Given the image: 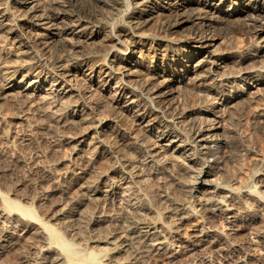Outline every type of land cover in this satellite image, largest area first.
<instances>
[{
  "label": "rangeland",
  "instance_id": "1",
  "mask_svg": "<svg viewBox=\"0 0 264 264\" xmlns=\"http://www.w3.org/2000/svg\"><path fill=\"white\" fill-rule=\"evenodd\" d=\"M35 1L38 7L37 10L42 8L46 3V0ZM181 1L185 5V8L193 7V9L191 8L185 11L186 14H184L187 15L188 12L194 11L198 5V7L205 9L203 6L204 2H208V4L215 2V4L219 3L218 5H229L230 2L235 0H180V2ZM240 1L242 3L247 1L248 4L255 5L254 2H252L253 0ZM0 2V8H3L2 10L5 11L8 16L10 15L9 17L11 21L9 20V22L10 24L12 23L11 26H15V23L18 21V14H20V12H18L20 10H17L19 7L15 0H0ZM158 2H160V0H149L147 3L149 5H156ZM123 3L125 4L123 5ZM123 3L113 12L102 6L98 15V17H102L100 19L101 22H96V24L94 23V26H91L93 30L99 32V36L94 39L82 41L79 47L73 51L68 50L65 52L61 50L55 41L49 44L34 42L32 41L33 32L31 30L29 31L27 29L18 28L15 30L16 35L7 34V37L5 31L0 30V41L2 42H0V46H2L3 50H1L3 51V54L6 55V60L5 58L4 60L7 63H14L13 60L17 59L14 50L17 47L16 38L18 37L19 40L21 39L20 41L28 44V47H30H27V50L25 49V51L20 53L22 54L21 57H24L23 59L27 56L26 60H29L25 63L27 66H32V63L34 62L35 64H40L45 68H49L50 65H52V62L58 57L62 61H64L65 58H78V62H72V64H70L71 74L69 78H71L69 83L71 85L68 86L69 90L67 91V94H69V96L71 95V99L68 95L58 100L54 99L55 97H53L52 94L48 95L45 93L43 89L45 85L37 89L36 94L31 97H24V95H20L22 97H19V94L17 93L3 95V93L1 94L0 89V193L5 194L11 200L18 202L21 206L30 207L40 221L59 231L67 240L74 242L78 248L80 247V250L83 253L86 254L92 251L98 254V256L100 255L103 260H100L102 261L101 264H183V262L185 263L191 260H193V262H189L190 264L221 263L222 260L220 258L223 257L221 253H217L218 255H216L215 252L211 251L209 253L207 250L196 251L192 253V255H186V258L183 255L184 258H179V260L182 259L183 261H179L178 258H170L172 257L171 254L174 255L178 248L175 245L170 246L166 250H161V252L152 251V253H150L151 251H145L140 246L139 242H137V232L135 233L138 228V226H135L137 222L136 219H139V217L142 218V221L148 220L146 223H150V225L153 224L152 226L155 227V230L158 227L157 231L159 230L161 233H164L162 230L166 231L169 226L173 225L175 227L176 225L175 228H178L177 235H179L178 239L180 241L190 238L193 229L199 226V228L204 226V229L211 230L214 233L217 231L215 234L218 235V237L220 236L222 240H226V243L229 244V246L231 245L230 247L234 249L235 253L233 252L228 259L234 260L236 257L234 264H264V239L258 236L255 233L256 231H253L257 229V222L255 225L245 226L243 223L247 219L248 214H240V216L236 218V226L238 225L237 227H239L238 229L240 230L236 232L238 235H236L235 232L232 235V233L229 232L230 224H228L227 219H225L226 217L212 208L213 206H211V203L208 202V204H205L206 206L203 205L204 203L202 200L210 194L207 190L211 189V182L205 180V183H200L197 182L196 177L197 172L199 171L198 168L208 169L206 166L207 164L213 165L216 162L214 167L218 165V168H210L214 182H218L221 186L228 187L232 192L247 189L249 186H255L256 198L264 202V127H262L264 126V88L261 89L260 85H258V88L255 87L254 89V87H247V85L244 86L240 83L238 86H233V88L231 87L232 89L229 88V90L225 91V96H222L223 98H226L225 102H223L224 107H219L218 110H216L217 113L215 112L216 116L213 117H215L216 121L218 120V124H220V126L222 125L226 130L225 135L227 136V142L225 144L223 142H217L216 140L206 142L205 154H203L200 162L198 159H194L192 162L190 159H187L184 154L181 155L179 152L178 154L177 152H174L173 154L175 156L171 153V156H173L172 158L169 154V156L167 155L165 158L158 157V161H156V159L153 160L154 162L151 160H145L143 145L154 141V133H156L157 129L160 127L167 128L173 134L178 135L177 138L180 139L179 141L183 140L182 142L184 144L192 143V123L199 121V115L200 117L203 115L212 116L211 113H203L202 111L206 106H209L210 100L212 101L217 97V95L215 96L213 93L212 95L205 89V85H209V83L210 85L214 84L215 79L213 74H209L207 66L205 65L200 66L201 68H196L195 71L189 72L184 76L178 70V66L171 64V50L175 49V44L179 42L184 35H189L193 32L197 19L191 17L177 28L178 31L176 30L168 33L163 31L160 27L161 22L165 19V13H167V11L158 10V13L155 12L156 14L153 13L150 15L151 17L145 22V27L142 28L143 32L147 34L139 40V44H142L143 46L141 47V57L138 58V61L142 62L143 60L145 64L150 62L154 64L156 62L158 65L164 62H169L170 65L167 70H165L164 74L162 73L163 75L160 79L164 77L169 78L171 75L177 73L179 76L174 78L171 77L173 80H168L165 84L167 87L164 89L169 90L166 95V101L164 103L153 102L148 96V91L143 88V83H145L147 74L142 65L137 66L139 71L136 72L138 75L133 78L132 86L138 91L137 94L140 97L141 105H144V108L153 112L152 116H155V123L151 129H145L135 125L132 121L130 112L120 111L118 107H115L110 102L107 96L108 94L103 89H100L95 84L89 86L87 76H83L82 74V72L89 73L90 67L93 66L94 62L101 59L105 49H109L108 43L107 45H104V34H107L111 28H114V30L123 28L124 25L122 24L125 23L126 18H128L129 14L136 9V6L132 5V3H130V6L126 1ZM194 6L196 7L194 8ZM160 11L164 13H160ZM235 23V21L217 22L214 27L211 26L209 28V34L207 33L208 35L211 34L214 38L215 49L213 57L219 62L222 57L228 56L231 58L223 63L224 65L218 69L219 72L223 71L224 74H227L228 71L232 70L235 65L234 60L239 54L241 55L244 51L247 50L246 52H248V50L251 49L249 43V40L251 41V39H249V36L243 31L233 29V24ZM100 36L102 37L100 38ZM127 36H121V38L124 39V44L126 43ZM123 46L124 45L122 44H117L116 47H120V49L122 48L119 52L112 50L118 57L119 63L126 64L130 58L133 60L136 59L139 48L131 49L129 46L128 48L130 50H125ZM168 47L170 50H168ZM185 49H187V47ZM132 50L136 51L132 54ZM152 50L154 54L152 56V61H150L153 53ZM5 51L7 52L5 53ZM145 54L147 56H145ZM82 56H88V59L81 62L79 59ZM155 57L157 58L156 61ZM40 61H42V63ZM98 61L95 62V65L99 63ZM257 62L258 61H255L256 64L250 62L252 65H255L253 66V69H256V67L261 69L260 66L263 63L258 62L260 63L258 65ZM78 66H80L81 69H79ZM77 68L80 71H78ZM261 71L264 77V69H261ZM44 73L45 71L42 73L43 76ZM19 77L20 76L17 78ZM31 77H33L32 74L23 77L22 81L24 83L21 81L19 85L24 86L26 81ZM249 91L252 94H249ZM2 95L3 97H1ZM233 96L235 97L233 98ZM231 98L233 99L230 100ZM73 99L75 101L77 99V101L82 104V101H89L91 107H85L82 104L78 106V112L81 107L82 111L84 110L83 115L86 120L80 121L77 119L78 117L74 116L75 108L72 105H69L74 101ZM234 102H236V104ZM227 104L230 105L228 106ZM89 124L91 126H88ZM88 128H93L90 130L94 133L89 132L81 137L83 139L82 142H77V139H80V134ZM88 141L90 142L88 143ZM189 151L190 150L185 153H188ZM191 153H194L195 155L192 154L190 156H197V150L190 151L188 154ZM159 159H161V162H159ZM165 159H169V161H166ZM129 160L130 162H128ZM82 165H84V167ZM129 165L132 166L131 173L128 172ZM78 166L81 167L78 168ZM82 167L88 169L87 175L81 179H76V175L74 174L80 169H83ZM75 169L79 170L75 171ZM98 175L105 180H113L116 182L124 177L125 180H127L124 191L126 190L127 193L123 192L122 198H120L121 200H119V198L112 199L110 197L111 200L104 197L101 199L100 195L94 197V195L85 190V187L88 184V181L94 180ZM138 175L139 177H136ZM113 176L115 178H113ZM138 179H141L142 181L140 182ZM98 185L101 187V183ZM120 188L122 187L120 186ZM123 195L127 197L125 198ZM240 200L242 201L243 199ZM47 201L49 202L47 203ZM130 201L133 202L131 203ZM255 204L256 203L252 200H248V212L249 214L256 216L257 219H262L259 221L263 222V209ZM125 205L128 206V211H126L127 209L125 208ZM129 205H131L133 209L132 207L129 208ZM51 207L52 209L53 207L55 209L58 208L56 210L53 209V211ZM200 207L206 208V210L203 209V211H201L202 209ZM139 210H142V212L137 213ZM186 210L188 213H186ZM251 210L252 212L250 213ZM182 211H184V213ZM60 212L64 213L67 219ZM121 212L124 214H122L123 216L120 215ZM98 213L101 214L99 215ZM125 213L128 218L127 216L125 217ZM131 213H135V217H138L134 218V215ZM181 213L186 214L187 217L181 219L179 217L180 215H183ZM259 213L263 214V217ZM94 214L99 216L96 217ZM68 217L70 219H68ZM95 218H98L99 220H96ZM24 219L30 220V218L26 217ZM63 219L65 220L64 222ZM130 220L135 222L133 223ZM167 223L171 224L167 225ZM129 224L133 225L128 226ZM177 225L179 227H177ZM252 227L253 230L251 229ZM74 228L75 230H80L81 233H77ZM20 231V239H22L19 240L15 247L8 248L0 256V264L55 263L52 260L49 261L50 259L44 257L46 255L42 254L43 252H40L41 244H39L40 241L37 240L39 238H37L36 232L33 233V229H23ZM114 231L116 233L118 232V234L119 232H122L123 235L127 234V236L124 235L127 241L122 244L120 252L115 253L109 250L110 245L107 243L109 242L108 239L118 240ZM73 232L79 234L77 235L78 238H76V234L74 236ZM261 244H263V246ZM103 246H106L107 249L104 247L102 250ZM98 252L102 253L99 254ZM106 254L110 256H107ZM219 255L222 256L220 257ZM218 256L219 258H217ZM100 257L98 259H100ZM65 262H60V264H66Z\"/></svg>",
  "mask_w": 264,
  "mask_h": 264
},
{
  "label": "bare ground",
  "instance_id": "2",
  "mask_svg": "<svg viewBox=\"0 0 264 264\" xmlns=\"http://www.w3.org/2000/svg\"><path fill=\"white\" fill-rule=\"evenodd\" d=\"M124 1H126V3L129 6H130V3H132V5L136 6V9L133 10L129 14L128 18H126L125 23L122 24V25H124L123 28L116 29V30H114V28H111L107 34H104V37H103V41L105 42L104 45H107V43H108L109 49H105L101 59H98L99 61L96 60L99 62L97 65H95L96 61L94 62L93 66L90 67L89 73H84V72H82V70H81V72H82L83 76H87L89 86L92 84L93 85L95 84L100 89H103L108 94L107 96H108L110 102L115 107H118L120 111L130 112L132 121L135 125L143 127L145 129H151L155 123V120H154L155 116L154 117L152 116L153 112L151 110L144 108L143 107L144 105L143 106L141 105L140 97L137 94L138 91L135 87L132 86L133 85L132 84L133 78L136 75H138V74H136V72L139 71L137 66L142 65L145 73L147 74V76H146L147 78H145V83H143V88H145L148 91V96L150 97L151 100H153V102L155 101L158 103H164L166 101V95H167V92H169V90L164 89L165 87H167V86H165V84L167 83L168 80H173L171 77L174 78V77H177L179 75H177L178 74L177 73V74L171 75V77H169V78L164 77V78L160 79V77H162V75L164 74L165 70H167L170 63L164 62V63L158 65V63L155 62L154 64H152L150 61H152V56L154 54L153 50H152L153 53L151 55L150 61H148L150 63L145 64L142 59H141L142 62L138 61V58L141 57L140 56V53L142 51L141 47L143 46L142 44H139V42H140L139 40H141L140 38H142L143 36H145V34H147V33L143 32L142 28L145 27L144 26V25H146L145 22L149 17H151L150 15H152L155 12L158 13L157 12L158 10H166L167 11V13H165L166 14L165 19L161 22L160 27L162 28L163 31L168 32V33L176 31L177 28H179L184 21L190 19L191 17L193 19H197L196 26H195V29H193V32L189 35H184L180 39V41L175 44L176 45L175 49L171 50L170 61H171V64L179 67L178 70L184 76L187 75L189 72L195 71L196 68H198L200 66H204V65L207 66V70H208L209 74L210 73H211V75L213 74V77L215 79V81H214L215 83L212 85H210V83H209V85H205L206 86L205 89L207 91H209L211 94L213 93V94H215V96L217 95V97L212 101L210 100L209 106H206V108L202 112L203 113L204 112L211 113L212 116L210 117L209 115H203L200 117V115H199V121L198 122L195 121L196 123H192L193 125L191 126V129H192V134H191L192 135L191 136L192 143L191 144H184L182 142L183 140L179 141L180 139L177 138L178 135L173 134L167 128L159 126L160 128H158L156 133H154L155 134L154 141L152 143H147V144L143 145V148L145 151L144 152L145 153V158H144L145 160L153 161L156 159V161H158L157 160L158 157L159 158H165V157H167V155L169 156V154L171 156L174 152H177V154L179 152V153H181V155L184 154V156H186V158L190 159L192 162L194 159H198L200 162V160H202L203 154H205L206 142L213 141V140H216L217 142L218 141L223 142L224 144L227 142V138H226L227 136L225 135L226 130L224 129V127H222V125L220 126V124H218V120L216 121L215 117H213V116H216V113H217L216 110H218L219 107H222L224 104L223 102H225V100H226V98L222 97V96H225L224 95L225 91L229 90V88L232 89L233 86H236V85L238 86L240 83L243 84L244 86L247 85V87H254V89L258 85H260L261 89L264 88V77H263V74L261 73L262 72L261 69H264V0H253L252 2H254L255 5L248 4L247 1L242 3L240 0H235L233 2H230L229 5H218L219 3L215 4V2L212 4H208V2H204L203 6L205 7V9H202V8L198 7L199 5L198 6L196 5L197 7L194 6V8L196 7L194 9V11L188 12L187 15H185L186 14L185 11H187L188 9H191V8L193 9V7L185 8V5L183 4L182 1L180 2V0H160V2H158L156 5H154V4L149 5L147 3V2H149V0H46V3L39 10H37L38 7L36 5L35 0H15L16 4L19 7L17 10H20V11H18V12H20V14L17 13L19 15V16L17 15L18 21H17V23H15V26H11L12 23L10 24V22H9V20L11 21V19L9 17L10 15L8 16L7 13L2 10L3 8L2 9L0 8V30L5 31L6 37H7V34L8 35L15 34V30H17L18 28L27 29L29 31L31 30L33 32L32 41L42 43V44H46V43L49 44V43L55 41L57 46L60 47L61 50L65 51V52H67L68 50L73 51V50L77 49V47H79V45L82 43V41L94 39V38L99 36V32L93 30V28H91V26H94V23L96 24V22H101L100 19L102 17H98V15H99V11H100L102 6L105 7L106 9H108L109 11L113 12L114 10H117L118 6H121L120 4H122ZM124 4L125 3H123V5ZM4 10H5V8H4ZM161 12L162 11H160V13ZM162 13H164V12H162ZM243 16H245V17H243ZM225 21H231V22L235 21L236 23L233 24V29L243 31L246 35L249 36V39H251V41L249 40V43L251 45L250 46L251 49H249L248 52H246L247 50L244 51V53H242L241 55L239 54V56L234 60V62H235V65L233 64L234 67L232 66L233 67L232 70L228 71L227 74H224L223 71L219 72L218 69H220L221 66L224 65L223 63L227 62L231 58H229L227 56V57L220 58V62L218 60H216L215 57H213L214 56V49H215L214 38H213V36H211V34L208 35L209 34L208 30L211 26L214 27V25H216L217 22L221 23V22H225ZM59 22H61V23H59ZM127 35H129V36H127ZM121 36H127L125 44L123 43L124 39H122ZM101 37L102 36H100V38ZM18 38H16V44H17L16 46L17 47L14 45L16 47V49L12 47L13 49H15L14 54L17 57L16 60H13L14 63L11 62L12 64L7 63L5 61L6 55L3 54L2 46H0V82H1L0 89H1V94L3 93V95H4V94H9V93H15V94L17 93V94H19V97H22L20 95H24V97L25 96L31 97L32 95L34 96L36 94L37 89H39L40 87L45 85L43 88L45 93H47L48 95L52 94V96L55 97L54 99H56V100L61 99L62 97L66 96V95L69 96V94H67V91L69 90L68 86L71 85L69 83V80L71 78V77L69 78V76L71 74L70 64H72V62H74V63L78 62L77 61L78 58L77 57L65 58L64 61H62L58 57L54 62H52V65H50L49 68H45L44 66H41L40 64H35L34 62L33 63L35 65L32 63V66L34 65L33 67L27 66L25 64L29 61V60H26L27 56L25 57V59H23L24 57L22 58L21 57L22 54H20V53L25 51V49L28 47V44L20 41L21 39L19 40ZM117 44L124 45L123 48H125V50L129 49L128 48L129 46L131 49L132 48L133 49L139 48L138 49L139 54L137 52L136 59L133 60L130 58L126 64H120L118 57L113 52V51L119 52L122 49V48L120 49V47H116ZM3 47H4V45H3ZM186 47H187V49H185ZM28 48H30V47H28ZM147 49H148V47H147ZM247 49H248V47H247ZM168 50H170V48ZM110 51H112V52H110ZM134 51H136V50L131 51L132 54L134 53ZM235 51H237V50H235ZM6 52L7 51H5V53ZM242 52H243V49H242ZM145 56H147V55L145 54ZM4 58H5V60H4ZM86 59H88V56L87 57L82 56L79 60L81 62H83ZM156 59L157 58L155 57V61H156ZM147 60H148V58H147ZM255 61L263 63L260 66L261 69L258 67H256V69H253V66H255V65H252L250 62L255 63ZM40 62L42 63V61H40ZM258 62H257V64L259 65L260 63H258ZM80 66H81V63H80ZM80 66H78L79 69H81ZM205 68H203V69H205ZM79 69L77 68L78 71H80ZM43 71H45L44 76L42 75ZM29 74H32L33 77L28 79L26 81L25 85L23 84L24 86L19 85V83L22 81V78L29 75ZM18 76H20V77L17 78ZM22 83H24V82L22 81ZM241 87H243V86H241ZM206 90H204V91H206ZM242 91H243V89H242ZM209 92H207V93H209ZM246 93H247V91H246ZM227 94H229V93H227ZM249 94H252V93H250V91H249ZM3 95L1 97H3ZM70 96H69V98H70ZM234 97L235 96H233V98ZM233 98H231L230 100H232ZM28 99H31V98H28ZM63 99H62V101H63ZM84 99H86V98H84ZM235 101H237V100H235ZM82 102H83V104L78 102L76 99V101L74 100L73 102H71V104H69L75 108L74 109V116L78 117L77 119H79L80 121L86 120V118L83 115L84 110L82 111V107L78 112V106H80V104H82L85 107H88V106L91 107L89 105V101H82ZM59 103H61V102H59ZM234 103L236 104V102H234ZM166 105H167V102H166ZM197 113H198V111H197ZM88 126H91V125L89 124ZM262 127H264V126H262ZM90 129L91 128H88L86 130L84 129L85 131L82 134H80V139H77L78 141L77 140L76 141L82 142L83 139L81 137L85 136L89 132L94 133L91 131L93 128L91 130ZM155 130H156V127H155ZM89 142L90 141H88V143ZM104 142H105V139H104ZM75 150H76V148H75ZM188 150H190V151H196L197 150V156H195V157L190 156V155L194 154V153L188 154V153H190V151L188 153H185ZM123 156H124V154H123ZM172 157L173 156H171V158ZM159 160H160L159 162H161V159H159ZM167 160L169 161V159H167ZM128 162H130V160ZM214 164H216V162ZM214 164L213 165L207 164L206 166L208 169L198 168L199 171L197 172V176H196L197 182L205 183V180H207V181H210L211 182L210 184L212 185V186L210 185L211 189L207 190L210 193L209 196H207L208 194L205 195L207 197L204 200H202L204 203L203 205L208 204V202L211 203V206H213L212 208H214L216 211L220 212L221 215L226 217L225 219H227L228 224H230V227H229L230 231L229 232H231L232 235L234 234V232L236 235H238L236 232L238 230H240V229H238L239 227H237L238 225L236 226V224H237L236 218L238 216H240V214L242 215V214L247 213L248 214V215L246 214L247 219L245 221L243 220L244 221V223L242 222L243 225L251 226V225H255V223L257 222L256 223L257 229L255 228L256 230H253L254 226L251 229L254 232L256 231L255 233L264 239V217H263L264 213L263 214L259 213L263 217V222H260L259 220H262V219H257L256 216H253V215L249 214V212H248V210H249V207H248L249 205H247L248 200H250V201L252 200L254 203H256L255 205L262 208L263 212H264V202H262V201H260V199L256 198L255 186L254 187L249 186V188H247V189H242V190H238L237 192H232L228 187L221 186L218 184V182H214V178L211 176L212 173L210 172V168L214 167ZM82 166L84 167V165H82ZM80 167L81 166H78V168H80ZM88 167H89V164H88ZM128 167H129L128 172L131 173L132 172V170H131L132 166L129 165ZM214 168H218V165L215 166ZM76 170H79V169H75V171ZM87 170L88 169H84V168L80 169L78 172H76V174H74V175H76L75 178L76 179L83 178L84 176L87 175ZM139 173H140V171H139ZM132 174H134V173H132ZM136 177H139V175ZM113 178H115V177L113 176ZM123 178H120L119 181L116 182L113 180H105L104 178H102L101 176L98 175V177L94 178V180L88 181V184L86 183L87 185L85 184L86 185L85 190H87L89 193L94 195V197L96 195H100L101 199H102V197H104V198L110 197L112 199L113 198H119V200H121L120 198H122L123 192H126V190L124 191V189L126 187L125 183L127 184V180H125V178L124 179ZM138 180H140V182L142 181L141 179H138ZM100 183H101V187H100V185H98ZM141 184H143V183H141ZM144 185H145V183H144ZM120 186L122 188H120ZM146 186H147V184H146ZM148 190H149V188H148ZM91 197L94 198L93 196H91ZM97 197H99V196H97ZM97 197H96V199H97ZM124 197L126 198L127 196H124ZM201 197H203V196H201ZM240 199H243V200L241 201ZM119 200H118V202H119ZM48 202L49 201H47V203ZM52 206H54V205H52ZM60 207H61V205H60ZM60 207H59V210H60ZM121 207H123V206H121ZM127 207L128 206H126L125 208L127 209ZM131 207L132 206L129 205V208H131ZM208 207H209V205H208ZM125 208H124V210H125ZM136 208H138V207H136ZM200 208L202 209L201 211H203V209L206 210V208H203V207H200ZM51 209H52V207H51ZM53 209H55V208L53 207ZM122 209H121V211H122ZM132 209H133V207H132ZM139 209H140V207H139ZM187 210H189V209H187ZM187 210H186V213H188ZM126 211H128V209ZM134 211H135V209H134ZM122 212L120 215L123 214ZM140 212H142V210L141 211L139 210V212L137 211V213H140ZM182 212L184 213V211H182ZM251 212H252V210L250 211V213ZM86 213H87V211H86ZM126 213H125V217L128 214V213L127 214ZM183 213H181V214H183ZM61 214L64 217L66 216L64 213H61ZM189 214H188V216H189ZM132 215H134V218L138 217V216L135 217V213ZM260 215H259V217H260ZM94 216H96V215L94 214ZM98 216H96V217H98ZM25 217L30 218V220H25L24 219ZM104 217H102V218H104ZM179 217L181 219H184L185 217H187V215L183 214L182 216L180 215ZM55 218H58V217H55ZM65 218L67 219V217H65ZM127 218H128V216H127ZM144 218H143V220H144ZM180 218H179V220H180ZM68 219H70V218L68 217ZM95 219L97 220L98 218H95ZM240 219H241V217H240ZM90 220H91V218H90ZM110 220H111V218H110ZM136 220H137V222H136L135 226H138L137 230L135 231V233L137 232V237H138L137 242H139L140 246L147 252H150V251H151L150 253H152V251H156V252L160 251L161 252V250H166L170 246L175 245L178 248L176 250V253L174 252L175 253L174 255L171 254L172 257H170V258H172V259L178 258V260H179V258L183 257V255L186 258L187 257L186 255H188V256L192 255V253H194L196 251L207 250V251H209V253L211 251H213L216 253V255H218L217 253H221L223 255V257H221L222 255L221 256L219 255L221 257L220 259L222 260L220 264H234L235 263V259H236L235 256H234L235 257L234 260L228 259L229 256H231L233 254L234 249H232V247H230L231 245L229 246V244L226 243L227 242L226 240L225 241L222 240L220 238V236L218 237V235L215 234L217 232L216 230H215L216 232L214 233L211 230L204 229V226H202V225H201L202 226L201 228H199L200 226L197 228L193 227L195 229H193L191 237L187 238V239L185 238L186 240L180 241L178 239L179 235H177L178 228H175L176 225H175V227L173 225L169 226L166 231L162 230V232H164V233H161L159 230L157 231L158 227L155 230L154 229L155 227L152 226L153 224L150 225V223H146V221H148V220L142 221V218H140V217H139V219H136ZM64 221L65 220L63 219V222ZM107 221H108V219H107ZM149 221H150V219H149ZM131 222L134 223L135 221H131ZM157 222H158V220H157ZM181 222H182V220H181ZM242 223H241V225H242ZM170 224L167 223V225H170ZM177 224H178V222H177ZM201 224H203V223H201ZM96 225H97V223H96ZM132 225L133 224H131V225L129 224L128 226H132ZM178 225H177V227H179ZM211 225H210V227H211ZM213 227H215V226H213ZM164 228H166V227H164ZM23 229L24 230L33 229L34 230L33 233L36 232L37 238H39L37 240H39L40 241L39 244H41V246L39 245L40 246V252H43L42 254L46 255L44 257H47L50 259L49 261L52 260L53 262L58 263V264H60V262L63 263L65 261H66L65 262L66 264H101V262L103 261L101 259L100 255L98 256V254H96L92 251L88 252L86 254L83 253L80 250V247L78 248L74 242L67 240L66 238L63 237V235L59 231L55 230L50 225L40 221L36 217L35 212L30 207L21 206L18 202L11 200L5 194L0 193V256L8 248H11L13 246L15 247V245L18 244L19 240L22 239V238L20 239L21 235H20L19 231L23 230ZM159 229H161V228H159ZM74 230H75V228H74ZM75 231H77V233L78 232L81 233L80 230L79 231L75 230ZM244 231H246V230H244ZM29 233H30V231H29ZM31 234H32V232H31ZM75 234L76 233H74V236H75ZM77 235H79V234H76V236ZM124 235L122 234V232H119V234L117 232L115 234V236L117 237L118 240H115L114 239L115 236H114V238H113L114 240L108 239L109 242L105 241L110 245L109 250L111 252H114V253L120 252L122 244L127 241L126 238L124 237ZM125 236H127V234ZM34 237H35V234H34ZM132 237H133V235H132ZM254 237H255V235H254ZM76 238H78V236ZM135 238H136V235H135ZM135 238H134V240H135ZM76 241H78V240H76ZM101 241H102V239H101ZM77 243H79V242H77ZM263 244H261V245L263 246ZM104 247L107 249L106 246H103L102 250ZM100 250H101V248H100ZM140 250H141V248H140ZM104 252H105V249H104ZM35 253H37V252H35ZM101 253H99V254H101ZM247 253H249V252H247ZM41 256H43V255H41ZM107 256H110V255H107ZM219 256L217 258H219ZM99 257H100V259H98ZM189 258H187V259H189ZM230 258H232V257H230ZM42 259H43V257H42ZM100 260H102V261H100ZM180 260H182V259H180ZM191 261L193 262V260H191ZM191 261H188L185 263L183 262V264H190L189 262H191ZM55 263H53V264H55ZM195 263H197V262H195ZM248 263H250V262H248Z\"/></svg>",
  "mask_w": 264,
  "mask_h": 264
}]
</instances>
